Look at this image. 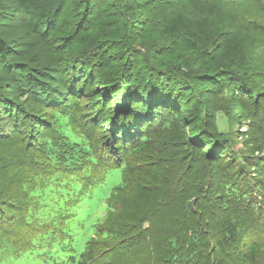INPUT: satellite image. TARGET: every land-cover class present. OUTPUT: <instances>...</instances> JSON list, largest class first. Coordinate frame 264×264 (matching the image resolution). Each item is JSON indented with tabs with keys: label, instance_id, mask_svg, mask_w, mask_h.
<instances>
[{
	"label": "trees",
	"instance_id": "trees-1",
	"mask_svg": "<svg viewBox=\"0 0 264 264\" xmlns=\"http://www.w3.org/2000/svg\"><path fill=\"white\" fill-rule=\"evenodd\" d=\"M35 1L39 8L50 2ZM77 4L79 31L87 30L82 21L97 29L96 37L89 36L98 42L89 66L108 58L110 67L101 64L113 66L108 74L115 82L128 63L145 87L137 91L124 81L129 87L122 98L129 107L114 117L105 109L119 99L115 95L103 91L104 100L110 99L106 106L104 100L85 103L90 98L81 86L91 79L90 67L73 70L77 81L69 90L79 96L67 92V109L58 102L47 104L45 114L23 108L25 101L15 107L0 90V118L9 121L0 134L12 130L21 139L20 125L27 132L24 141H13L19 162L7 173L0 170V180L13 186L0 190V264L37 257L38 249L43 258L63 255L53 264H264V0H141L132 20L122 9L116 12L112 0ZM150 19L162 46L182 42L186 52H172L177 68L156 61V72L141 52L126 47L127 40L143 38ZM53 30L50 47L72 38L58 23ZM9 53L0 37V60ZM196 68L205 74L201 81ZM161 78L162 94L146 92ZM199 82L217 88L214 101L200 102L202 118L221 111L230 128L244 126L237 131L243 136L240 149L220 141L209 126L196 125L202 121L193 122L195 111L185 113L202 93L194 86ZM21 87L27 89L26 82ZM32 92L21 97L30 100ZM177 103L187 108L179 112ZM116 169L119 181L81 245L71 227L76 207Z\"/></svg>",
	"mask_w": 264,
	"mask_h": 264
},
{
	"label": "rangeland",
	"instance_id": "rangeland-1",
	"mask_svg": "<svg viewBox=\"0 0 264 264\" xmlns=\"http://www.w3.org/2000/svg\"><path fill=\"white\" fill-rule=\"evenodd\" d=\"M47 1H50L49 4H46L43 8H39L37 7V2H33V0H0V37H2L10 46V53L8 56L3 60H0V90L6 95H11L14 100L13 102L15 107L21 106L20 104L25 101V103L22 104L23 108H26L25 106H27L28 109H32L37 113L42 112L44 114L47 104L58 102L59 105H62L63 107L67 101L68 91L74 95L73 97L79 96L76 92H74L75 90H69V84L77 81L76 77H73V70L80 67L89 68V61H91L90 52L96 53L98 48V42L94 43V39L97 38H92L93 42H91V39L89 38L91 33L94 37H96L97 34H95V32L97 29L92 30V28L87 26L85 21H82L81 24H84V27H86L87 30L80 32L77 28L76 23L80 22L82 17V8H79V4H77L79 0ZM139 1L141 0H112V2L116 5V12L118 11L119 13L122 9L123 12L127 13L130 20L134 19V17L138 15L136 12V6ZM139 22H142V19H140ZM149 22V27L145 30L146 34L143 33V38L137 42L127 40L126 44L129 46L126 47L133 51L141 52L143 54L141 56L142 60L144 59V61H146L151 68L153 67L156 69V72H159L158 70L160 69L156 61L167 62L170 63V68H177L178 61L173 59L174 57H172V52L173 50L186 52L182 42L176 40V43L171 46H162V42L158 41V37H156L157 34L153 29V20L150 19ZM56 23L61 25L64 29L71 30L73 35L70 41L63 39L58 42L57 46L50 47L48 43L53 40H48V31L49 33H52ZM127 26L128 24L126 22L125 31L128 29ZM92 27L95 26L93 25ZM154 45L157 46L156 49H159L157 51H160L161 53L155 51ZM160 47L162 50H160ZM80 55H82V57L80 59H76L79 58ZM11 60L13 63H11ZM101 62L108 64L109 60L108 58H102L99 61H93L92 66L89 68L91 79L83 82L84 84L81 82V84H83L81 87L84 90L83 94L89 95L90 98L85 100L86 104L94 102V100L97 102L94 104H102V100H104L103 91L119 98H115L116 100H114L111 108L105 107L110 99L104 100L105 102L103 101L107 116L114 117L117 113L122 111L123 106L126 108L129 107V104L122 98V92L126 89V87H129V85L124 83V81H129L130 87L138 91V88L141 86V80L136 75H133L131 72L132 70L128 69L127 63V68L123 71L124 73L120 77V80L112 82V80L109 79L111 76L108 73L109 71L112 72L111 69L113 66L109 69L108 67L111 66L110 63L107 65L108 67H104ZM61 63L66 64L65 68L62 67ZM7 70L11 73L10 76ZM195 70L199 72L197 73L198 76H196L197 79L201 81L203 77H205V74L203 73V75H199L201 74L200 71H198L197 68ZM182 71L184 73L185 69H182ZM153 75H155L154 77L156 79L158 78V75L155 73ZM164 76H169V73L166 72V70ZM185 77L189 78L188 76ZM164 81V78H161L157 84L155 83L154 85H149L145 88L147 89L146 92L153 93L154 96L162 94L161 86ZM194 81L196 82V80ZM23 82H26L27 89H23L21 87ZM174 85H176L177 88L179 87L176 83H174ZM194 86H196L199 91L201 90L202 93H200L201 95L197 97V102H194L195 100L193 99L191 107L188 106L189 108L185 111V113L189 115L195 111L193 122H196V118L198 121H202L201 123L196 122V125H201V129H206L208 128L207 126H209L211 131L219 133V135H215L220 141L226 139L227 144L232 143L234 149H240L243 145V136H238L237 131H244V126H239L237 128L234 126L230 128L225 112L223 113L221 111H216L214 116L209 113L208 116L204 115V118H202L204 112L202 109L203 107H200V102H203L205 97H208L210 101H214L215 92L217 91L216 86L211 82H199V84ZM144 87L145 86H141V88ZM29 89L33 92L30 100H25L26 98L21 97V94H24V92ZM184 101L186 100L184 99ZM195 105H198L197 107L199 111ZM68 107V105H65L64 109H67ZM177 108L179 112H182L187 107L181 106L180 103H177ZM0 115L2 116V113H0ZM193 119L187 121L189 122ZM8 122L9 121H7L5 117L0 118V128L3 129L4 125L5 127L8 126ZM20 126L23 127V130L25 129L23 125ZM49 126L50 124L46 127V131L51 132L52 129L49 128ZM22 129L21 135L25 136L21 137V139H18L15 131L13 132L12 130H9L10 132L7 136L0 134L1 171L6 172V169L10 168L11 163L19 162V157H21L22 154H13V149H15L13 147L17 145L16 143H13V141L16 139L18 143L19 141H24L27 132ZM193 134L194 135L192 137L194 138L199 135V132ZM41 146L42 144L37 147V149L34 148V150L39 151ZM119 178V169L108 173L104 181L93 187L87 193L88 195L85 196L76 207L77 215L75 216L71 227L73 228L72 230L75 237L80 241L81 245H83L85 240L93 234V224L101 218L103 212L105 211V198L111 188L119 181ZM13 179L14 183L18 180L15 178ZM6 185L10 184L6 179L2 178V180H0V190L7 188L8 186ZM8 188H13V186ZM12 190L17 191V189ZM3 198L6 197L3 196ZM2 204L7 205V202H3ZM39 253H42V249L37 250V257L32 254L28 257L23 255L19 258L16 264H53L54 262L64 258L62 254H56L53 252L45 255L43 258V256L39 255Z\"/></svg>",
	"mask_w": 264,
	"mask_h": 264
}]
</instances>
